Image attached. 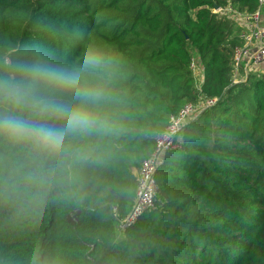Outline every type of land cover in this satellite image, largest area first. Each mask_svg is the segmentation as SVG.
<instances>
[{"label":"trees","instance_id":"obj_1","mask_svg":"<svg viewBox=\"0 0 264 264\" xmlns=\"http://www.w3.org/2000/svg\"><path fill=\"white\" fill-rule=\"evenodd\" d=\"M228 5L260 1L0 0L8 55L38 46L71 64L85 42L104 46L119 125L102 162L71 169L0 141V264H264V72L234 81L243 27L213 11ZM211 98L163 156L154 207L120 231L114 209L132 210L171 116Z\"/></svg>","mask_w":264,"mask_h":264},{"label":"clouds","instance_id":"obj_2","mask_svg":"<svg viewBox=\"0 0 264 264\" xmlns=\"http://www.w3.org/2000/svg\"><path fill=\"white\" fill-rule=\"evenodd\" d=\"M114 57L85 42L80 58L53 61L38 46L0 48V141L26 145L61 166L102 162L99 143L119 131L111 105Z\"/></svg>","mask_w":264,"mask_h":264},{"label":"built area","instance_id":"obj_3","mask_svg":"<svg viewBox=\"0 0 264 264\" xmlns=\"http://www.w3.org/2000/svg\"><path fill=\"white\" fill-rule=\"evenodd\" d=\"M259 8L252 14L239 11L232 5L225 8L217 7L213 11L230 16L236 23L243 27L241 37L243 44L237 46L234 52V74L235 82L243 79L251 72H264V0H259ZM193 71L204 77V69L200 72L199 61L193 58ZM217 99H206L203 103H187L178 115L171 116L166 130L157 137L156 147L152 155L147 158L139 171L138 188L136 199L132 210L124 217H120L115 207L114 216L117 219V228L120 231L136 224L142 215L152 209L155 204L158 185L156 172L166 152L180 147L176 138L183 127L192 120L204 106H211Z\"/></svg>","mask_w":264,"mask_h":264},{"label":"rangeland","instance_id":"obj_4","mask_svg":"<svg viewBox=\"0 0 264 264\" xmlns=\"http://www.w3.org/2000/svg\"><path fill=\"white\" fill-rule=\"evenodd\" d=\"M195 59H196V58H195ZM199 66H200V64H199ZM200 72L202 73V68H201V66H200ZM194 74H195V76H199V77L201 76V75H198L196 71H194ZM121 233H123V232H120V235H121Z\"/></svg>","mask_w":264,"mask_h":264}]
</instances>
